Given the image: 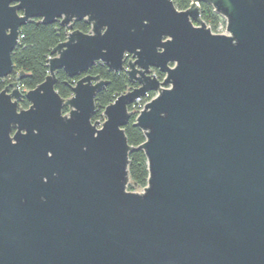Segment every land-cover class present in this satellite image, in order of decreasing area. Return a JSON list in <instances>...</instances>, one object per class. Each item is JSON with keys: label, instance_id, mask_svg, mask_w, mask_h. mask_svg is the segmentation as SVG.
Returning a JSON list of instances; mask_svg holds the SVG:
<instances>
[{"label": "water", "instance_id": "1", "mask_svg": "<svg viewBox=\"0 0 264 264\" xmlns=\"http://www.w3.org/2000/svg\"><path fill=\"white\" fill-rule=\"evenodd\" d=\"M35 17L67 36L41 83L23 92L21 70L0 91V264H264V0H0V78L17 73L13 52ZM96 61L137 83L102 121ZM60 68L79 76L66 97ZM150 91L134 145L129 106ZM135 149L149 169L140 191L129 189L141 187Z\"/></svg>", "mask_w": 264, "mask_h": 264}, {"label": "trees", "instance_id": "2", "mask_svg": "<svg viewBox=\"0 0 264 264\" xmlns=\"http://www.w3.org/2000/svg\"><path fill=\"white\" fill-rule=\"evenodd\" d=\"M192 0H174L179 9H186ZM201 14L203 19L217 32L221 23H225V18L219 14L214 7L205 1L200 2ZM74 28L88 32L91 28L89 22L85 19H77L74 21ZM66 27L60 21L53 23H44L40 17L28 20L21 30V40L13 52V60L15 71L23 70L24 77L20 80L23 88L29 89L41 83L49 73V57L53 56L54 46L66 39ZM88 72L99 74L103 79L108 80V84L102 88L96 96L97 111L94 120L103 116L106 105L112 102L117 95L125 91L128 87L135 85V82L129 80L124 70L115 71L102 61H96ZM57 80L55 87L62 96L72 94L71 85L79 78V76L71 77L68 73L60 68L56 71ZM162 75V74H161ZM3 87L0 84V89ZM154 95V92L151 93ZM146 97L143 102L146 101ZM134 104H130L129 108L133 112L131 119L125 125V131L131 144L138 145L145 140L143 130L135 124L136 112ZM19 105L28 107L29 101L23 96L19 100ZM130 173L133 182H137L141 187L145 186L148 181L149 169L147 157L143 149H135L130 153ZM134 185H130L133 187Z\"/></svg>", "mask_w": 264, "mask_h": 264}, {"label": "flooded vegetation", "instance_id": "3", "mask_svg": "<svg viewBox=\"0 0 264 264\" xmlns=\"http://www.w3.org/2000/svg\"><path fill=\"white\" fill-rule=\"evenodd\" d=\"M131 57V55H129L128 56V58H130ZM18 72L19 71H17V73L15 74V75H11V76H9V77H6V78H0V84H2L3 85V87L0 89V91L2 90V89H4L5 87H8V90H9V92H11V91H13L14 90V86L12 85V83L16 80V75L18 74ZM151 73H154V74H156L158 77H160V78H162L163 77V73L158 69V68H156V67H152L151 68ZM162 74V75H161ZM135 85H137V83L135 82ZM135 85H133V86H135ZM132 87V86H131ZM20 88H21V90L23 91V92H25L27 89L25 88H23L22 86H21V84H20ZM151 93L153 92V91H150ZM154 95H155V92H154ZM23 97V96H22ZM21 97V98H22ZM21 98H19V100L21 99ZM18 100V101H19ZM136 103V102H135ZM29 106V105H28Z\"/></svg>", "mask_w": 264, "mask_h": 264}, {"label": "built area", "instance_id": "4", "mask_svg": "<svg viewBox=\"0 0 264 264\" xmlns=\"http://www.w3.org/2000/svg\"><path fill=\"white\" fill-rule=\"evenodd\" d=\"M219 27L223 28L226 31V21L225 23H221ZM218 27V28H219ZM129 56V55H128ZM25 89V88H24ZM154 95H151V92H148L145 96L139 98L136 103L134 104V111L136 112V115L139 113V111L143 108L144 104L149 101ZM147 98L146 101L143 102L144 98ZM104 115V114H103Z\"/></svg>", "mask_w": 264, "mask_h": 264}, {"label": "rangeland", "instance_id": "5", "mask_svg": "<svg viewBox=\"0 0 264 264\" xmlns=\"http://www.w3.org/2000/svg\"><path fill=\"white\" fill-rule=\"evenodd\" d=\"M217 32H226V31H225L223 28L219 27ZM99 119H100L101 121L104 120V115L101 116ZM130 185H131V184H130ZM130 185H129V189H133V190H136V191H140V190L142 189V187H138V186L130 187Z\"/></svg>", "mask_w": 264, "mask_h": 264}]
</instances>
